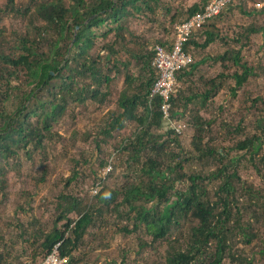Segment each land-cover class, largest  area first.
Returning <instances> with one entry per match:
<instances>
[{"label": "trees", "instance_id": "trees-1", "mask_svg": "<svg viewBox=\"0 0 264 264\" xmlns=\"http://www.w3.org/2000/svg\"><path fill=\"white\" fill-rule=\"evenodd\" d=\"M207 1L193 4L183 18L172 15L171 26L200 11ZM232 3L217 17L232 8L247 14L242 4ZM159 7L158 0H41L34 3L29 13L33 22L38 24L36 27L31 25L33 36L12 33L9 51H5L8 46L2 49L0 46V161L4 165L17 158L19 151L43 150L50 129L73 103H90L99 110L110 96L108 86L120 76L123 77V88L118 93L115 111L109 112L101 132L103 136L96 143L98 152H102L100 143L105 145L112 133L122 131L130 123L136 125L133 135L115 147L116 153L128 152V159L132 162L128 166L131 179L124 177L125 183L114 190L102 186V181L100 192L94 197L95 203L91 205L68 194H58L52 227L38 238L41 242L35 250H39L40 260L54 244L61 242L60 255L67 257V264H76L79 261L74 260V252L85 245L86 237L94 238L90 230L97 229L99 223L107 220L106 216L118 223H126L116 230L123 236L142 229L150 241L140 242L141 250L157 243L165 244V255L160 264H221L223 254L232 244L249 247L254 243L253 247L258 249L256 244L259 243L258 255L264 256V188H253L251 181L242 179L240 174L251 166L255 175L264 180V154L259 156L264 145V117L256 120L250 136H242L241 120L233 129L220 122V128L231 129L239 138L234 137L235 141L225 148L220 147V151L211 145L210 123L203 120L199 112H195L197 116L194 115L190 122L184 120L188 105L192 104L197 110L203 108L205 101L220 86L215 84L214 78H200L202 92L196 87L197 92L191 90L187 94L188 88H182L186 81H193L194 71L207 59L198 57L200 51L217 38L213 28L215 17L185 43L183 50L193 61L176 71V80L178 83L184 80L183 85L178 86L171 96L169 119H163L162 98L159 95L150 97L157 77L151 61L155 46L172 49L176 25L172 40H156L150 51L143 46L135 48V43L127 40L125 35L128 33V19L144 11L154 14ZM259 8L258 12L264 15V6ZM164 10L165 14H171L170 8ZM104 24L106 30L96 34L95 30ZM247 30L264 33V27H248ZM112 32L114 39L106 40ZM49 33L54 34L52 40L47 39ZM199 37L203 38L202 42L198 41ZM98 38L105 40L100 47L96 44ZM122 49L125 58L119 54ZM213 61H220L222 70H226V65L234 67L228 75L234 84L229 88L232 96L249 77L262 71L260 66H252L240 58L239 52L231 49L214 56ZM226 77L222 72L216 75L220 80ZM246 93H243L245 98L242 100L244 111L262 114L263 99L257 96L250 101ZM12 99L14 104L7 109L5 103L12 102ZM196 99H200L199 102L192 103ZM245 99L251 103L246 108ZM175 119L183 124L182 134L186 126L194 130L190 143L192 151L187 153L188 157L206 162L210 169L202 165L199 173L185 172L183 164L189 162V158L182 156L181 152H172V148H180L182 135L177 134L170 124ZM230 152L235 154L229 157ZM111 156L114 159L115 152ZM109 162L112 171L114 164L111 159L106 164ZM106 164L103 161L100 166ZM76 176L73 171L67 183ZM178 182L185 187H178ZM215 182L216 186L207 190ZM260 234L263 236L261 241ZM37 243L35 239L33 244ZM211 248L213 251L210 252ZM227 257L231 264H252L251 258L233 257L230 253ZM126 260L123 258L121 264ZM0 264H5L1 257Z\"/></svg>", "mask_w": 264, "mask_h": 264}, {"label": "rangeland", "instance_id": "rangeland-1", "mask_svg": "<svg viewBox=\"0 0 264 264\" xmlns=\"http://www.w3.org/2000/svg\"><path fill=\"white\" fill-rule=\"evenodd\" d=\"M41 0H0V46H8L5 51L8 52L13 39L12 33L23 35L28 33L33 36L31 25L38 26L30 17V11L34 3ZM160 7L154 14L144 11L142 14H135L128 19V33L124 32L127 40H132L135 48L146 47L150 51L156 40L169 42L175 27L171 26V16L179 15V19L186 15L188 8L200 0H158ZM242 4L243 14L240 10L232 8L228 12L225 10L221 16L215 19L216 40L211 45L200 51L199 58H207L194 71L193 81H186L184 86L182 82L179 87H187V94L202 92L203 83L200 78L215 79V84L220 85L215 93L205 101L203 108L193 109L190 104L186 108L184 120L187 123L199 112L203 120L210 123V138L213 139L212 146L220 151V147H227L234 140L233 135L227 128H220L222 121L228 124L232 129L236 123L241 120L243 135H251L256 126V120L264 117L262 114H250L243 109V93L250 97V101L260 96L264 102V33H254L247 30L248 27H264V15L258 12L255 4L261 3L264 6V0H236L232 4ZM29 8L27 12L25 9ZM165 8L171 9V14H165ZM179 13V14H178ZM166 29V31L163 30ZM106 30V25L100 26L95 30L96 34H101ZM219 37V38H218ZM53 33L47 35V39L52 40ZM197 40V37H195ZM114 32L110 33L106 40H113ZM199 42L203 38H198ZM105 42L101 38L96 40L100 47ZM41 46V45H40ZM98 47V48H99ZM231 49L239 52L240 58L247 60L252 66H260L262 71L257 76L248 78L246 84L235 90L232 96L229 88L234 86L233 80L229 78L234 67L226 65V70L221 69L220 61H213V57L221 55L224 51ZM122 49L120 56L125 58ZM196 57V55H195ZM197 57V58H198ZM198 58V59H199ZM226 64V63H223ZM122 69V67L120 66ZM136 74L134 68L131 69ZM227 77L220 80L216 79L219 73ZM114 73H112V77ZM123 77H118L116 81L108 86L110 96L99 110L90 103L75 104L68 108L58 123L50 129V137L43 143L44 149L31 152L19 151L17 158L10 160L4 165L0 161V257L5 264H36L41 257L38 244L41 242L38 238L51 229L52 222L56 217V198L58 194H68L76 199H81L89 205L94 204L92 195L95 184L103 177L106 170V161L111 159L114 164L112 171L105 176L103 185L108 189L114 190L125 183L126 177L131 179L128 172V166L132 162L128 159V152H117L115 147L123 144L122 140L131 137L136 131V125L130 123L120 132L112 133V138L107 139L106 144L100 143L102 152H98L96 143L102 138V130L108 121L109 112L115 111L116 100L119 91L123 88ZM178 87V89H179ZM197 87V89H196ZM200 99L193 100L192 103L199 102ZM11 101V100H10ZM5 103L7 109L12 107V102ZM251 104L245 99V108ZM262 103H260L261 105ZM197 104L194 105V107ZM141 109H139L140 112ZM254 113V111H252ZM197 116V115H196ZM177 120V119H176ZM179 120V119H178ZM31 121H34L32 118ZM155 131V130H153ZM226 132L228 134H226ZM230 133V134H229ZM194 130L186 126L184 133L180 136V148H172V152H181L182 156L188 157L191 152V140ZM227 135V136H225ZM207 137H204L206 140ZM239 139V138H238ZM27 152V153H26ZM115 152V158L111 154ZM235 152H230L229 157ZM264 154V145L259 156ZM189 158V157H188ZM104 167L100 166L103 162ZM189 162L184 163L185 172L199 173L201 166L209 168L204 161H196L190 156ZM77 164H76V163ZM247 171L241 172L242 179L251 181L253 188H264V180L255 175V170L247 166ZM258 168H262L258 165ZM212 169V168H211ZM73 171L77 173L76 179L67 183L72 176ZM217 182L211 183L207 190H212ZM178 187L184 188L183 183L178 182ZM69 218L75 219L74 216ZM106 221L99 223L97 229H91V236L86 237V243L74 252V260L79 261L76 264H121L122 259L126 258L125 264H160L165 255L166 245L157 243L152 248L141 250L139 245L142 241L149 243L150 239L144 235L142 229L135 234L123 236L116 230L126 223H118L111 217L106 216ZM244 221V219H243ZM115 224L117 226L115 227ZM61 225L57 224V227ZM259 227V226H258ZM257 230L262 231L258 228ZM131 229V226L129 227ZM41 235V236H40ZM263 236L260 234V241ZM35 239L38 241L35 243ZM264 242V241H263ZM254 244V243H253ZM250 244L243 246L232 244L225 251L221 264H231L227 257L230 253L233 257L242 256L251 258L252 264H264V256L258 255V249ZM213 249H210V252ZM34 254V256H32ZM236 264V263H235Z\"/></svg>", "mask_w": 264, "mask_h": 264}, {"label": "built area", "instance_id": "built-area-1", "mask_svg": "<svg viewBox=\"0 0 264 264\" xmlns=\"http://www.w3.org/2000/svg\"><path fill=\"white\" fill-rule=\"evenodd\" d=\"M234 0H209L200 11H197L187 20L182 21L175 27V37L172 49L167 50L155 46L153 49L154 56L151 66L157 76L150 91V97L159 95L163 102L160 106L163 119L170 117V99L176 93L178 84L176 80V71L189 66L193 59L191 55L183 50L185 43L188 42L191 34L201 29L205 22L216 17L229 3ZM172 128L177 134H182V124L170 121ZM111 171V163L106 167L101 181H98L92 195L96 196L101 189V182L105 180V176ZM61 242L53 245L51 250L37 264H67L68 259L61 256L59 249Z\"/></svg>", "mask_w": 264, "mask_h": 264}, {"label": "clouds", "instance_id": "clouds-1", "mask_svg": "<svg viewBox=\"0 0 264 264\" xmlns=\"http://www.w3.org/2000/svg\"><path fill=\"white\" fill-rule=\"evenodd\" d=\"M233 2H234V1H233ZM261 6H263V4H261V3H257V4H255V7H256V8H259V7H261ZM218 15H219V14H218ZM218 15H217V16H218ZM217 16H216V17H217ZM214 18H215V17H214ZM205 24H206V22L204 23V25H205ZM197 31H198V30H197ZM195 32H196V31H195ZM193 33H194V32H193ZM193 33H192V34H193ZM192 34H191V35H192ZM190 37H191V36H190ZM189 39H190V38H189ZM177 84H178V82H177ZM178 86H179V84H178ZM174 121H175V122H179L180 120H178V119L176 120V119H175ZM179 123L182 124V122H179ZM182 125H183V124H182Z\"/></svg>", "mask_w": 264, "mask_h": 264}]
</instances>
